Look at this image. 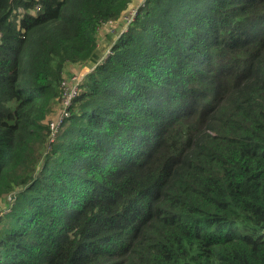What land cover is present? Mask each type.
I'll list each match as a JSON object with an SVG mask.
<instances>
[{"label":"trees","instance_id":"trees-1","mask_svg":"<svg viewBox=\"0 0 264 264\" xmlns=\"http://www.w3.org/2000/svg\"><path fill=\"white\" fill-rule=\"evenodd\" d=\"M139 3L0 0V264H264V0Z\"/></svg>","mask_w":264,"mask_h":264},{"label":"rangeland","instance_id":"rangeland-1","mask_svg":"<svg viewBox=\"0 0 264 264\" xmlns=\"http://www.w3.org/2000/svg\"><path fill=\"white\" fill-rule=\"evenodd\" d=\"M141 1V0H140ZM135 8L131 9L128 11V13H126L124 15L125 16H128L129 13H131L132 10H134ZM138 10V9H137ZM122 23V25H119L120 26H124V19H122L120 21V23ZM119 27H115L114 28H107L106 27V30L104 32L101 33V36H100V39H99V53H100V60L101 59H104L109 51V48L111 46V44L113 43V41L117 38V36H114L115 33L113 32V30L115 28H119ZM124 30V28H122ZM125 31V30H124ZM91 70H93V65L92 64H88V65H75V66H72L70 68L67 69V72L69 75H76L73 80L78 84V82L80 83V81L84 78V76L89 73ZM68 75V76H69ZM76 78V79H75ZM70 81V80H69ZM10 209V208H9ZM7 209V210H9ZM5 211V209H4ZM3 213V211H2ZM1 213V214H2Z\"/></svg>","mask_w":264,"mask_h":264},{"label":"built area","instance_id":"built-area-1","mask_svg":"<svg viewBox=\"0 0 264 264\" xmlns=\"http://www.w3.org/2000/svg\"><path fill=\"white\" fill-rule=\"evenodd\" d=\"M145 0H141L140 3L138 4V6L135 7L134 10L131 11V13L128 14V16H125L124 18V30L127 29V26L129 25V23L133 20L137 9L144 3ZM76 76V75H75ZM74 75L71 77V82L72 84L68 85L67 82V98L65 100V108L64 111L61 115H58L56 119H54L51 123H50V127L52 129V136H55L59 126L61 125L63 118L65 115H68L67 113V107L70 106V102L71 99L77 94L78 91V85L80 84L78 82V84L73 80V78L75 77ZM76 79V78H75ZM81 82V81H80Z\"/></svg>","mask_w":264,"mask_h":264}]
</instances>
